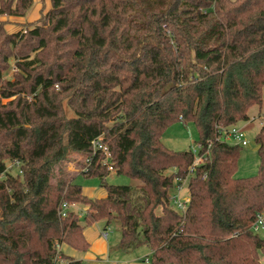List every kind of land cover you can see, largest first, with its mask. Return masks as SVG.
Returning <instances> with one entry per match:
<instances>
[{"label":"trees","instance_id":"16d2710c","mask_svg":"<svg viewBox=\"0 0 264 264\" xmlns=\"http://www.w3.org/2000/svg\"><path fill=\"white\" fill-rule=\"evenodd\" d=\"M50 2L26 30L0 21V264H82L62 245L88 250L84 229L98 221L117 226L111 251L146 247L151 264H262L251 225L264 211V125L248 177L235 176L243 146L219 136L263 102L264 0ZM33 4L0 0V16ZM177 121L194 122L209 149L194 168L191 147L162 141ZM71 153L77 171L54 181ZM108 165L138 182L109 184ZM78 175L107 195L84 194ZM183 179L185 212L170 201ZM64 202L85 210L63 214Z\"/></svg>","mask_w":264,"mask_h":264},{"label":"rangeland","instance_id":"374dc122","mask_svg":"<svg viewBox=\"0 0 264 264\" xmlns=\"http://www.w3.org/2000/svg\"><path fill=\"white\" fill-rule=\"evenodd\" d=\"M50 6V0H34L31 10L25 16H12L4 14L0 16V21L4 23V28L9 32L23 29L26 30L28 24L37 20L43 13L47 12ZM34 55L35 53H32L30 58H33ZM14 69L17 70L16 60L11 58L10 68L4 73V77H12L13 72L15 71ZM63 106L65 113L68 116L74 115V112L68 105L67 100H64ZM248 115L250 119L254 120L247 122L244 126L242 124L240 125L246 134L248 142L241 148L238 170L235 173L236 177H248L255 175L258 172L260 158L257 152L258 144L256 142V134L264 125V90L261 107L259 105L251 107L248 111ZM198 140L199 132L196 124L192 121L187 123H183L182 121L174 122L166 129L162 136L163 143L168 148L173 150L189 149L191 146H194ZM82 159L83 157L80 154L71 153L66 162H62L56 167V177L53 180L55 181L59 178L65 179L72 176V174H74V172L78 169L77 163ZM75 180L77 183L82 185L84 194L90 197H101L100 195L106 192L105 187L102 186L100 178L98 177H84L82 175H78ZM106 181L109 184L118 185L135 184L138 182V180H134L126 174H118L114 171L110 172V174L106 177ZM181 194H187V190L184 189ZM76 210H84L83 205L78 204ZM107 230L111 243L116 245L119 239V231L116 224H111ZM260 235L264 236V233L261 232ZM260 258L262 264H264V251L260 252Z\"/></svg>","mask_w":264,"mask_h":264},{"label":"crops","instance_id":"0c3cea01","mask_svg":"<svg viewBox=\"0 0 264 264\" xmlns=\"http://www.w3.org/2000/svg\"><path fill=\"white\" fill-rule=\"evenodd\" d=\"M254 119L242 121L239 126H243ZM101 194V193H100ZM107 191L100 196L105 197ZM85 208V207H83ZM107 232V236L103 232ZM84 235L90 246L86 251H79L67 244L62 245L63 251L69 256L81 260L82 264H150V250L147 248H138L134 251L121 252L111 251L113 245L109 239L108 230L105 229L104 221H98L92 225L86 226Z\"/></svg>","mask_w":264,"mask_h":264},{"label":"built area","instance_id":"2783aa9c","mask_svg":"<svg viewBox=\"0 0 264 264\" xmlns=\"http://www.w3.org/2000/svg\"><path fill=\"white\" fill-rule=\"evenodd\" d=\"M14 70H16V69H14ZM219 139L227 141V142L237 143V144H240L241 146H245L248 142L246 139V134H245L243 128H241L239 125H233V126L222 128ZM91 143L95 149H102L103 152L106 154V156L107 157L109 156L107 146L105 144H103L99 139H93L91 141ZM191 149L195 155V161L193 163V168H194L196 165L201 164L202 162H204V160L207 159V157L209 155V149L202 151L203 146L201 143H198V142L194 146H191ZM15 167L19 168V162L18 161H8L7 162V169L8 170L15 168ZM108 169L110 171H113V166L108 165ZM20 172H21V170H20ZM180 180L181 179L178 177L175 178V181H180ZM184 189L187 190V194L182 195L181 192ZM170 201H171V204L175 208H177L179 211H182V212L186 211L188 204L190 202V194H189L188 188L186 186V179H183L181 181V183H179L176 186V190L171 194ZM76 207H77V204H75V203L68 204V203L64 202L62 204V212L64 214L67 209L76 208ZM84 210H85V208H84ZM84 210H81V211L79 210L80 215H82ZM251 229L256 233H261V232L264 233V211L257 215L256 220L251 225ZM103 234L105 236H107L106 231H104Z\"/></svg>","mask_w":264,"mask_h":264}]
</instances>
